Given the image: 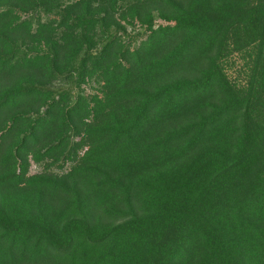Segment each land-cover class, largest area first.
Wrapping results in <instances>:
<instances>
[{
  "label": "trees",
  "instance_id": "1",
  "mask_svg": "<svg viewBox=\"0 0 264 264\" xmlns=\"http://www.w3.org/2000/svg\"><path fill=\"white\" fill-rule=\"evenodd\" d=\"M0 264H264V0H0Z\"/></svg>",
  "mask_w": 264,
  "mask_h": 264
},
{
  "label": "rangeland",
  "instance_id": "2",
  "mask_svg": "<svg viewBox=\"0 0 264 264\" xmlns=\"http://www.w3.org/2000/svg\"><path fill=\"white\" fill-rule=\"evenodd\" d=\"M31 171L32 172H36V171H39V167L34 165L32 168H31Z\"/></svg>",
  "mask_w": 264,
  "mask_h": 264
}]
</instances>
